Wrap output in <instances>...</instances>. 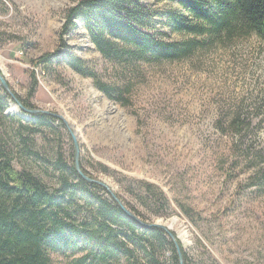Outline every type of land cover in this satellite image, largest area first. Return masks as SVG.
Masks as SVG:
<instances>
[{
    "label": "rangeland",
    "instance_id": "rangeland-1",
    "mask_svg": "<svg viewBox=\"0 0 264 264\" xmlns=\"http://www.w3.org/2000/svg\"><path fill=\"white\" fill-rule=\"evenodd\" d=\"M79 1L0 0V70L10 91L8 97L0 91L4 113H22L34 126V114L16 98L56 118L53 131L22 130V141L20 124L0 116L7 157L54 186L52 161L59 153L71 163L75 141L78 164L148 221L166 226L188 264H264V41L252 34L213 42L183 60L126 66L102 57L79 21L61 35L65 10ZM140 1L159 11L169 7ZM46 52L86 62L98 79L122 89L125 104L105 97L63 60L37 64ZM140 180L156 185L169 206L140 204L133 189ZM154 209L171 214L148 216ZM79 255L51 260L69 264Z\"/></svg>",
    "mask_w": 264,
    "mask_h": 264
},
{
    "label": "trees",
    "instance_id": "trees-1",
    "mask_svg": "<svg viewBox=\"0 0 264 264\" xmlns=\"http://www.w3.org/2000/svg\"><path fill=\"white\" fill-rule=\"evenodd\" d=\"M154 2L169 7L159 11L153 3L140 0H80L65 10L61 35L68 34L79 21L102 57L126 66L183 60L213 42L252 34L264 41V0ZM172 33L182 38H169ZM61 56L59 52H46L36 62L49 67L63 60L77 74L90 77L105 97L125 104L118 85L98 79L93 68L81 59L71 54L63 59ZM0 91L8 97L1 83ZM22 106H26L25 102ZM6 108L7 102L0 95V116H9L20 124L22 141V130L32 133L44 127L53 131L56 118L51 114L35 113L31 126L18 115H6ZM235 119L231 124L240 130ZM26 152L31 154L27 149ZM55 157L50 168L57 181L47 186L29 168H15L0 143V264H53L52 255L66 252L81 253L69 264H113V260L121 259L122 264H180L175 243L164 230L137 224L109 193V197L103 196L105 188L79 175L74 160L69 163L59 153ZM137 182L134 198L140 204L149 207L157 200L163 208L169 206L156 185ZM259 184L264 190V173L260 174ZM115 195L138 219L152 223ZM184 213H188L186 209ZM170 214L154 209L148 216ZM179 248L183 264H188L185 251Z\"/></svg>",
    "mask_w": 264,
    "mask_h": 264
},
{
    "label": "water",
    "instance_id": "water-1",
    "mask_svg": "<svg viewBox=\"0 0 264 264\" xmlns=\"http://www.w3.org/2000/svg\"><path fill=\"white\" fill-rule=\"evenodd\" d=\"M0 83H1V85L3 86V88L6 90V91H8V92H10L9 91V86H8V84L6 83V81H5V79L3 78V76H2V73H1V70H0ZM11 94V96L13 97V98H15L14 96H13V94L12 93H10ZM15 101L17 102V104H18V106L23 110V111H26L27 113H31V114H35V113H45V114H49V112H47V111H43V110H34V109H28V108H26V107H23L17 100H16V98H15ZM53 115V114H52ZM57 117H59V116H57ZM59 118H61V117H59ZM74 140V139H73ZM78 150H77V143L74 141V165H75V168H76V170H77V172L79 173V175H81L85 180H87V181H94V182H96V183H98L99 185H101L103 188H105L109 193H110V195L112 196V198L120 205V207L124 210V212L128 215V216H130V218H132V220H134L137 224H139V225H142V226H145V227H149V226H156V227H159L160 229H162V230H164L167 234H168V236L173 240V242L175 243V246H176V248H177V253H178V256H179V262H180V264H183V260H182V254H181V251H180V248H179V245H178V243H177V241H176V239H175V237L173 236V234L169 231V229L166 227V226H164V225H162V224H159V223H155V222H152V223H145V222H142L140 219H138L130 210H128L125 206H124V204L120 201V199L114 194V193H112L110 190H109V188H108V186H106L104 183H102V182H100V181H98V180H94V179H91V178H89L88 176H86L81 170H80V166H79V164H78V161H77V157H78Z\"/></svg>",
    "mask_w": 264,
    "mask_h": 264
},
{
    "label": "bare ground",
    "instance_id": "bare-ground-1",
    "mask_svg": "<svg viewBox=\"0 0 264 264\" xmlns=\"http://www.w3.org/2000/svg\"><path fill=\"white\" fill-rule=\"evenodd\" d=\"M12 110L14 111V113H15V112L18 113V111H17V109H16L15 107H13ZM20 114L22 115V113H20ZM21 115H20V116H21ZM22 116H25V115L23 114ZM80 170H81V169H80Z\"/></svg>",
    "mask_w": 264,
    "mask_h": 264
}]
</instances>
